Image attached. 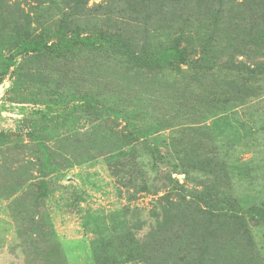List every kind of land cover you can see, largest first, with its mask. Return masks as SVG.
Returning <instances> with one entry per match:
<instances>
[{
	"label": "rangeland",
	"instance_id": "374dc122",
	"mask_svg": "<svg viewBox=\"0 0 264 264\" xmlns=\"http://www.w3.org/2000/svg\"><path fill=\"white\" fill-rule=\"evenodd\" d=\"M0 264H264V0H0Z\"/></svg>",
	"mask_w": 264,
	"mask_h": 264
}]
</instances>
